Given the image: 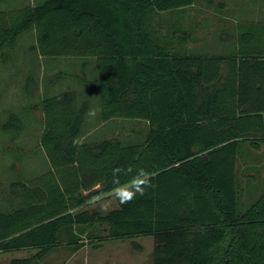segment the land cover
Returning a JSON list of instances; mask_svg holds the SVG:
<instances>
[{"label": "trees", "instance_id": "1", "mask_svg": "<svg viewBox=\"0 0 264 264\" xmlns=\"http://www.w3.org/2000/svg\"><path fill=\"white\" fill-rule=\"evenodd\" d=\"M198 1L40 0L0 10V53L31 31L40 56L91 58L100 120L147 124L90 142L88 103L73 91L43 98L49 173L20 177L0 198V253L38 252L10 264H32L64 243L79 250L85 237H152V264H264V181L254 189L247 176L260 170L252 162L264 145V19L236 22L233 45L214 53L152 24ZM27 82L31 94L34 73ZM21 119L13 114L0 129L19 136ZM113 191L123 192L117 209L87 208Z\"/></svg>", "mask_w": 264, "mask_h": 264}, {"label": "rangeland", "instance_id": "2", "mask_svg": "<svg viewBox=\"0 0 264 264\" xmlns=\"http://www.w3.org/2000/svg\"><path fill=\"white\" fill-rule=\"evenodd\" d=\"M35 2L37 0H20L14 8L18 6L22 8ZM249 19L254 21L264 19V0H216L214 4L201 0L180 12L156 14L152 24L164 35L169 31L174 32L177 37L188 34L186 45L189 50L195 52L208 50L209 53H214L219 52L223 47L228 48L233 45L235 38L228 37L227 30L239 20ZM35 44L34 32L29 31L24 33L13 49H6L9 55L7 60L0 55V127L14 112L22 113L25 122L24 131L19 136V141H14L16 143L14 146L10 143V135L0 129V198L3 199L6 198L5 192L9 191L8 184L17 180L18 174L23 175L24 181L30 182L46 171L47 174L49 173L46 152H43V148L38 144L45 116L43 109L38 106L43 100L42 95L48 92L46 86L52 94L68 90L79 91L86 87L82 78L86 77L85 81H92L97 77L93 59L43 57L34 48ZM178 47L176 44L175 48ZM82 62H85L86 68L89 69L88 73L86 68L80 69ZM29 73L35 74L39 84L33 86L31 94H25ZM27 106L28 110L24 108ZM99 110L100 106L97 105L96 109L92 107L88 114L87 125L83 131L85 140L110 139L117 136L126 138L138 133L139 129H147V124H138L133 120L115 119L102 123L99 120ZM16 151L20 152V155L18 152L15 154ZM256 154L257 161L254 157L252 163L255 165L257 163L260 170L257 173L253 172V169L247 172L256 176V182H263L264 145L256 150ZM258 187L257 185L254 189ZM248 189L247 196L243 200L246 204L255 199H252V191ZM122 193L114 192L97 196L87 208L106 214L118 208L119 196ZM98 226L102 230L103 225ZM64 240L67 242L69 239L65 236ZM83 240L86 245L79 250H75L73 245L64 243L32 264H152L154 246L152 237H140L138 240L105 238L92 243L86 237ZM136 243L142 247L141 250L135 248ZM37 252L38 250L35 249L3 252L0 253V264H10L14 258H31Z\"/></svg>", "mask_w": 264, "mask_h": 264}, {"label": "crops", "instance_id": "3", "mask_svg": "<svg viewBox=\"0 0 264 264\" xmlns=\"http://www.w3.org/2000/svg\"><path fill=\"white\" fill-rule=\"evenodd\" d=\"M37 1H40V0H37ZM19 2H20V0H0V10H3V11H13V10H19V9H22V8H24V7H22V8H19V6L18 7H16V8H14V6L16 5V4H19ZM34 4V3H33ZM29 5V4H28ZM27 6V5H26ZM33 47V46H32ZM8 50H10V49H13V48H7ZM2 53V54H1ZM0 53V55H1V57L3 56L4 58H5V60H7L6 58H8L9 57V55L6 53V49H4L3 50V52H1ZM84 68H86V66H85V62H82V64H81V70H83ZM86 70H87V73L89 72V69H87L86 68ZM95 70H96V65H95ZM30 73L27 75L28 77H30ZM87 76V75H86ZM76 78H79V76H75ZM88 79V78H87ZM95 79H96V77H95ZM95 79H93L92 81H94ZM38 80V79H37ZM82 80H83V83L85 84L86 83V87L84 86V88H82V90H79V91H76V90H68V91H73L74 93H76V100L78 101V104L79 105H81V104H85V103H88V113H87V116H86V119L84 120V124H83V127H82V129H83V131H84V129H85V127H86V125H87V117H89L88 116V114H89V112L91 111V109H92V107L94 108V109H96V107H97V105H99L100 106V104H99V99H98V94H97V92L94 90L92 93L90 92V88H91V84H92V81H85L86 80V77H84V78H82ZM39 84V80H38V83H37V85ZM36 86V85H35ZM49 87H51V83H49ZM46 88L48 89V92H46L44 95H42V97H41V99H43L46 95H48V96H50V94L51 95H54V94H52L51 93V90L46 86ZM65 92H67V91H65ZM39 107H41L42 109H43V106H42V102H41V105H39L38 106V108ZM26 110H28L29 109V107L27 106V107H24ZM97 111V110H96ZM44 112V111H43ZM99 113H100V110H99ZM13 114H17V115H20L21 117H22V121H20V126H21V133L19 134V136H21V134H22V132L24 131V128H25V122H24V117H23V114L22 113H20V114H18V113H16V112H14V113H11V115H13ZM10 115V116H11ZM44 115H45V113H44ZM100 116V115H99ZM44 120H45V116H44ZM99 120H100V118H99ZM102 122V121H101ZM109 122V121H108ZM102 123H106V122H102ZM44 128H45V124H44V121H43V125H42V129H41V134L39 135V137H38V144L40 145L41 144V142H40V140H41V135H42V133H43V131H44ZM2 130V129H1ZM3 131V130H2ZM12 131H15V130H13L12 129ZM5 134H9L10 135V143H13L12 145L14 146V145H16V143H14V141H19L18 139H19V136L18 135H14L13 133H6V132H4ZM83 139H85V135H83ZM103 139H107V138H103ZM100 140H102V138L100 139ZM88 141H90V142H97V141H99V139H94V140H88ZM41 146V145H40ZM18 151H16V152H14L15 154L17 153ZM18 154L20 155V152H18ZM18 160V159H17ZM13 168V167H12ZM10 170H12L11 168H10ZM254 172V171H253ZM23 175H20V174H18L17 175V180H19V178L21 177L22 179H23V177H22ZM255 177L256 176H254V174H250V175H248V179H250L251 181H252V184H253V186L252 187H256L255 186V184H257L259 181H255ZM97 187H99V186H97ZM96 187V188H97ZM116 193V191H113V192H111V194L112 193ZM110 194V193H109ZM140 237H138V238H135L134 240H138ZM154 247V246H153Z\"/></svg>", "mask_w": 264, "mask_h": 264}, {"label": "clouds", "instance_id": "4", "mask_svg": "<svg viewBox=\"0 0 264 264\" xmlns=\"http://www.w3.org/2000/svg\"><path fill=\"white\" fill-rule=\"evenodd\" d=\"M140 190V189H138ZM135 195V192L126 193L125 198L121 200V203H125Z\"/></svg>", "mask_w": 264, "mask_h": 264}]
</instances>
